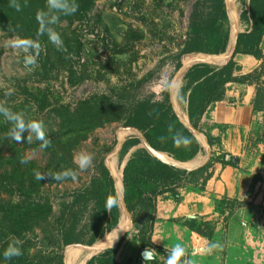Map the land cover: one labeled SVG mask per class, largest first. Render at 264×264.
Here are the masks:
<instances>
[{
  "label": "rangeland",
  "instance_id": "obj_1",
  "mask_svg": "<svg viewBox=\"0 0 264 264\" xmlns=\"http://www.w3.org/2000/svg\"><path fill=\"white\" fill-rule=\"evenodd\" d=\"M197 2L93 0L87 12L53 25L61 35L66 52L58 51L47 35L38 38L42 50L37 59L38 66L33 71L25 67L23 54L8 46L9 40L21 35L9 29L0 30V103L15 112L24 113L27 120L43 121L48 138L64 135L46 149H41L40 142L35 138L28 143L26 134L24 142L17 143L5 138L11 125L0 115V242L10 241L12 237H18L24 242L23 255L18 257V264H54L51 259L60 253L64 255L65 263L69 247L60 248L59 239L69 228L74 227L84 243L73 245L86 251L96 247L108 234L118 229L114 227L94 245L87 244L95 233L93 224L97 208L91 193L93 184L103 182L105 169L117 180V175L114 171L112 174L109 168L112 164H107L108 157L116 150L119 142L141 138L139 133L125 126L126 116L138 102L146 100H169L172 105V100H175L185 84L186 73L177 79L185 58L199 55L220 62L227 56L215 58L204 56L209 54L182 55L190 17ZM230 3L231 6L237 4L239 8L238 20L243 10L249 9V0H231ZM240 29L243 33L247 26L241 22ZM223 63L211 65L220 68ZM165 77L179 85L176 91L170 93L165 89ZM260 87L264 89L261 83ZM85 101H92L94 106H103L102 124L95 127L96 122L77 124L70 118L65 121L68 127L61 126V109L75 112ZM262 106V98L259 97L255 110H263ZM174 107L183 118L187 116L183 107ZM254 131L264 142V117L259 120V127ZM213 144L210 147L212 157L205 164L211 165L207 171L211 174L215 163L230 160L227 153L218 150L217 143ZM139 149H145L143 143L132 148L126 155L122 154L121 149L118 156L114 157L118 159L116 168L123 172L126 160L129 161ZM80 151L91 153L94 157L92 166L85 171H80L74 163V156ZM204 156L206 158V153ZM22 157H28L29 162L21 164ZM67 169L77 172L76 181L68 179L57 182L51 178L39 181L35 178L37 171L47 174ZM205 178L206 173L182 178L179 187L201 190ZM255 183L258 187L253 186L249 199H214V217L211 220L205 217L195 219L196 227L201 228L206 236L192 230L187 220L183 222L179 219L171 221L173 229L170 237L178 235L185 226L209 241V246L213 243L220 245L211 252L207 251L204 258L200 256L199 264H264V169L263 174L256 176ZM27 200H36L41 206L48 203L51 212L46 214L48 210L43 207L27 217L22 206ZM16 212H21V215L24 213L23 219L21 215H15ZM238 213L236 219L241 217V220H238L233 233L231 220ZM39 214L43 217L36 219ZM126 220L129 227L130 222ZM243 221L249 227L244 228ZM10 226L18 227V233L21 234L6 236ZM154 233L155 228L153 236ZM230 235L236 238V243L230 239ZM137 236L138 231L133 226L126 234L120 262L126 263L129 258L130 263L136 261L138 264H147L143 259L137 260L138 254L146 250H142ZM120 237L116 238L111 247L92 253L85 264L93 257L115 248ZM229 240L235 244L229 246ZM154 254L156 258L166 261L156 251ZM187 258L191 259L190 255Z\"/></svg>",
  "mask_w": 264,
  "mask_h": 264
},
{
  "label": "trees",
  "instance_id": "obj_2",
  "mask_svg": "<svg viewBox=\"0 0 264 264\" xmlns=\"http://www.w3.org/2000/svg\"><path fill=\"white\" fill-rule=\"evenodd\" d=\"M231 1V0H230ZM11 0H0V30H11L24 38L36 40L38 23L36 14L39 10H47V0H17L21 5V10L16 11L10 7ZM78 10L73 15L60 16V20L71 19L80 13L91 9L93 0H75ZM249 9H244L240 15V20L247 26L245 32L239 35L238 45L235 55L222 67H214L207 63L196 64L191 67L185 75V84L178 93V101L181 105L187 103V112L191 125L199 132L200 123L209 106L215 102L224 100L226 95V86L231 82H259L264 73V53L261 50V42L264 36V0H249ZM187 40L182 50V55L191 54H209L222 55L227 52L231 40V28L226 8L225 0H198L194 5L193 13L190 17ZM237 54H245L255 57L262 61L260 70L242 77H235V72L239 70L235 61ZM218 56L215 58H222ZM253 80V81H252ZM257 99L264 98V89L258 83ZM79 110L71 112L64 108L59 112L62 116V125L67 126L66 120L74 119L77 124L96 122L95 126H100L103 122L104 109L102 105L94 106L92 101L83 102ZM263 108V106H262ZM174 130L183 133L191 140L187 147L176 148L169 138L161 143L159 137L171 136L168 132L169 126ZM125 126L135 128L143 133L149 144L158 152L169 154L178 161H188L193 159L201 150L200 143L194 134L180 121V118L174 111L170 101L154 102L146 100L138 102L134 109L126 116ZM60 135V134H59ZM64 136V135H63ZM63 136H52L49 139L55 143L58 138ZM208 143L213 146L209 136ZM142 141L139 138L127 140L122 148V154L126 155L132 148L139 146ZM220 163L223 166H237L234 157L229 161L223 160ZM211 165H205L195 172H188L175 166L166 164L157 157L151 155L146 149H139L128 161L124 170V198L126 206L132 215L133 224L138 231V241L143 249H154L157 254L168 257L169 251L155 245L152 241L155 223L157 221L156 208L159 197L172 193L175 199H179L177 189L180 179L197 173H206L204 186L212 178L211 173H207ZM103 182L93 184L91 193L96 202V215L93 228L94 237L87 243L94 245L99 239L111 232L119 223L120 208L114 206L110 211L106 209V201L109 196L116 195L115 180L111 173L105 169ZM91 198V197H90ZM23 211L27 217L36 214L40 208L45 207L51 212V206L47 203L41 206L36 200H27L23 204ZM32 211V212H31ZM14 212V211H13ZM15 215H21L16 212ZM24 213L20 216L23 219ZM43 215H37L36 219H41ZM46 217V216H45ZM17 219V218H14ZM17 222V221H16ZM195 219L187 220V224L192 230H195L202 236H206L201 228L196 227ZM18 227L10 226L6 236H13L18 233ZM20 232H22L20 230ZM11 234V235H10ZM15 235V236H17ZM126 235L119 241L115 248L109 249L103 254L93 257L87 264H122L117 260V255L121 250ZM10 241L0 242V264H15L20 261L14 258L6 261L3 252ZM73 244H84L78 237L74 227L69 228L61 234L59 246L66 247ZM46 259V258H45ZM43 259V260H45ZM142 254L139 253L137 260L141 261ZM165 259V260H166ZM51 261L54 264H65L64 255L56 254ZM151 264H166L160 262L158 258L150 261ZM24 264V263H23Z\"/></svg>",
  "mask_w": 264,
  "mask_h": 264
},
{
  "label": "crops",
  "instance_id": "obj_3",
  "mask_svg": "<svg viewBox=\"0 0 264 264\" xmlns=\"http://www.w3.org/2000/svg\"><path fill=\"white\" fill-rule=\"evenodd\" d=\"M233 19L235 20V12H233ZM260 47L264 53V36ZM235 61L239 67V70L235 72V77L252 74L256 70H260L262 65V61L245 54H237ZM226 62L228 63V60ZM226 62L223 64H227ZM262 80H264V76L262 77ZM258 83L264 85V81L252 83H229L226 86L224 100L211 104L203 116L200 123L201 131L206 133L205 135L200 132L203 137L196 136L186 126V123H184L189 120L187 103L185 106L181 105L178 101V94H175V100H172L174 111L180 118V121L197 138L201 150L193 159L183 162L174 159L169 154L163 153L161 156L163 157V160L167 161L165 162L166 164L188 171L189 173L195 172L199 168L205 166L209 151L211 152L212 157V149L210 148L211 146L209 143H207V136L210 137L213 143H217L218 150L227 153L229 157L237 159V161H235L237 162V166H223L221 163H215L212 178L208 180L205 190L201 191L197 189L195 191L178 188V200L172 196V193H167L158 199L157 221L154 227L155 233L152 238L153 243L169 252L175 244H182L186 249L187 257L190 255L194 262L197 261L193 264H199V261H201L200 256H202V258L206 256L210 242L185 226H183L184 228H181L178 235L170 237V233H172L171 228L173 229L171 221L181 219V221L185 222L186 220L203 217H205L206 220H211L215 213L214 199L228 198L230 200L238 201L249 199V194L251 189H253V186L255 188L258 187L255 183L256 176L258 174H263L264 142L261 141L260 135L254 131L259 127V120L264 117V98L263 110H255L257 87L259 86ZM175 105H179V107L185 109V113L187 114L186 119L182 120V115H180L175 109ZM204 138L207 139V142ZM205 146H207V149H205ZM205 153L206 158L204 156ZM238 216L239 213L234 215L231 220V232L234 231L233 233L236 231L235 229L237 228L238 220H241V217L240 219H236ZM243 224H245L244 228L249 227V224L246 221H243ZM172 238L175 240L172 241ZM230 239H234V242L236 243L235 237L232 238L230 235ZM125 243L117 255L118 261ZM235 243H232L231 240L228 241L229 246H231V244L234 245ZM128 261L129 258L126 263L119 262L122 264H138L136 261H134V263ZM143 261L147 264H151L149 263L150 261H145L144 259ZM159 261L163 262L160 258Z\"/></svg>",
  "mask_w": 264,
  "mask_h": 264
},
{
  "label": "clouds",
  "instance_id": "obj_4",
  "mask_svg": "<svg viewBox=\"0 0 264 264\" xmlns=\"http://www.w3.org/2000/svg\"><path fill=\"white\" fill-rule=\"evenodd\" d=\"M10 7L15 8L16 11L21 10V5L17 0H11ZM47 10H39L36 14V20L39 25L37 31V37L47 35L50 43H52L58 51H67L64 47V42L61 38L60 33H58L53 25L60 22V16L73 15L78 10V5L75 0H47L46 2ZM8 46L14 50H18L23 54L24 65L29 69V71L35 70L38 66L37 59L42 50L39 40H33L31 38L24 37H13L8 41ZM163 85L167 91L174 92L178 89L179 85L175 81H169L166 77L163 80ZM0 115H2L6 121L11 125L9 128L6 139H11L17 143H23L26 140L31 143L33 138L40 142V148L46 149L50 147L51 140L48 138L43 121L40 120H27L24 113L15 112L11 108L5 106V104L0 103ZM168 132L171 136H161L159 141L161 143L165 142L167 139H171L173 146L176 148L187 147L190 145L191 140L184 136L182 132L174 130L170 125ZM94 157L91 153L80 151L74 156V163L80 171H85L89 169L93 164ZM29 162L28 157H22L20 160L21 164H27ZM35 178L42 181L46 178H51L54 181L61 182L68 179L76 181L78 178L77 172L73 169H67L63 171H57L52 173H41L39 171L35 172ZM120 203V194L116 193L114 196H109L106 201V209L110 211L114 206H118ZM23 241L18 237L10 238V242L3 252V257L6 261H11L14 258H18L23 255L22 245ZM220 245L213 243L208 248L207 251L211 252L214 249L219 248ZM155 250H146L143 253L146 260L153 258V253ZM187 257L186 249L182 244H175L170 250L168 257L166 259V264H193V261Z\"/></svg>",
  "mask_w": 264,
  "mask_h": 264
},
{
  "label": "water",
  "instance_id": "obj_5",
  "mask_svg": "<svg viewBox=\"0 0 264 264\" xmlns=\"http://www.w3.org/2000/svg\"><path fill=\"white\" fill-rule=\"evenodd\" d=\"M225 2H226V8H227V13H228V17H229V22H230V27H231V30H232V33H231V40H230V43H229V46H228V49H227V52L225 53V54H222V55H227V54H229V55H227L228 56V61L229 60H231L232 59V57L235 55V53H236V49H237V45H238V40H239V35L242 33L241 32V29H240V19L238 20V21H235L233 18H232V16H231V5H230V2L228 1V0H225ZM207 56H209V57H218V56H221V55H207ZM201 63H207L208 64V62H206V61H203V62H199V63H195V64H201ZM195 64H193V65H195ZM193 65H191L190 67H188V64L187 63H183V65H182V67H181V69L179 70V73H178V75H177V79H179L183 74H185V73H187L188 72V70L193 66ZM181 118H182V120L184 119L182 116H181ZM184 122V121H183ZM184 123H186V126L196 135V136H198V137H203V135L199 132V131H197L191 124H190V122H189V120L186 122H184ZM132 130H134V131H136L137 133H139L140 134V136H141V141H142V143H143V145H144V148L151 154V155H153V156H155V157H157L159 160H161V161H163V162H167V161H165V160H163V157L161 156V155H163V153H161V152H158V151H156L155 149H153V147L149 144V142H148V140L146 139V137L143 135V133L141 132V131H139V130H137V129H135V128H132ZM205 139V141L207 142V139L206 138H204ZM208 143V142H207ZM123 145H124V142H119V144H118V146H117V148H116V150L108 157V159L109 158H111L112 156H114V155H116V156H118V153L120 152V150L123 148ZM210 157H211V152L209 151V153H208V157H207V159L209 160L210 159ZM108 159H107V164H108ZM117 161H118V159H117ZM235 161H237V159L235 158ZM127 162H128V160H126V163H125V165H127ZM117 164H118V162H117ZM119 166V165H118ZM125 167V166H124ZM110 168V170H111V172H112V174H113V169H112V167H109ZM122 175H123V177H124V171L122 172ZM114 180H115V190L117 191V192H119V194H120V191H119V188H118V185H117V181H116V179H115V177H114ZM124 184V183H123ZM116 192V193H117ZM120 196H121V194H120ZM120 201H121V206L119 205V207H120V212H121V215H120V219H119V223H118V225L116 226V228H118V227H120V225L122 224V222H123V220L124 219H128L129 220V222H130V225H129V227H127L126 229H125V231L123 232V234L121 235V237L119 238V240H121L128 232H129V230L134 226L133 225V218H132V215L130 214V212H129V210H128V208H127V206H126V202H125V198H124V193H123V195H122V199H120ZM77 245H71V246H68L69 248H71V247H76ZM81 247H83V246H81ZM68 248V249H69ZM93 248V247H92ZM148 250V249H147ZM146 251V250H145ZM145 251H143L141 254H142V257H143V259L145 260V261H153V260H155L156 259V257H155V254L153 253V258L152 259H150V260H146L145 259V257H144V255H143V253H145ZM150 251V250H149ZM78 256V257H77ZM76 257L79 259L80 258V254H76ZM75 257V258H76ZM69 258H70V255H69V253H67V255H66V257H65V264H68V261H69ZM78 259H76V261L78 260Z\"/></svg>",
  "mask_w": 264,
  "mask_h": 264
},
{
  "label": "bare ground",
  "instance_id": "obj_6",
  "mask_svg": "<svg viewBox=\"0 0 264 264\" xmlns=\"http://www.w3.org/2000/svg\"><path fill=\"white\" fill-rule=\"evenodd\" d=\"M228 1L230 2V0H228ZM230 5H231V3H230ZM233 12H235V21H238L239 8L237 7V4L235 6H231V13L230 14H231L232 18H233ZM227 55H229V54H227ZM204 56L209 57L207 55H204ZM227 59H228V56H226L222 61L219 60L220 62H217L218 60L215 61V60L207 59V58L199 56V55H195V56H190V57L185 58L184 63H187L188 67L192 64L203 62V61H206L210 64L212 63L214 65V64L223 63V62L227 61ZM186 118L187 117L184 115V119H186ZM132 131L135 132L134 130H132ZM115 156L116 155L112 156L111 157L112 159L110 158L111 162L109 161L108 164H109V166L112 164L115 176L117 175L116 181L118 183V188H119L120 194L122 196V192H123L122 172L120 170H118V168H116L117 159L114 158ZM113 163H115V166L113 165ZM121 199H122V197H121ZM127 226H128L127 220L124 219L122 224L120 225V227H118V229L115 232L110 233V235L108 234L104 240H102L96 247L92 248L90 251L83 250V248H79V247L69 248L68 253L70 255V258H69L68 264H85V262H87L88 259L93 255L92 253H96V252H99L103 249L111 247L115 243L116 238L119 235L121 236L123 234L124 229L127 228ZM73 251H77V252L75 253ZM80 251H81V253H80ZM76 254H80L81 258L78 259L77 258L78 256L76 257ZM76 259H78V260L76 261Z\"/></svg>",
  "mask_w": 264,
  "mask_h": 264
}]
</instances>
